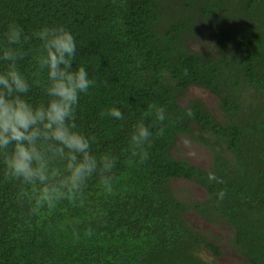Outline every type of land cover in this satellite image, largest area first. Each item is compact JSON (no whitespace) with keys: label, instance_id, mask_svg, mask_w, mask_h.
<instances>
[{"label":"trees","instance_id":"16d2710c","mask_svg":"<svg viewBox=\"0 0 264 264\" xmlns=\"http://www.w3.org/2000/svg\"><path fill=\"white\" fill-rule=\"evenodd\" d=\"M13 24L30 38L14 46L25 51L17 67L29 82L42 43L33 33L64 26L74 36L73 68L84 66L96 81L80 95L76 130L95 137V156L117 163L113 195L94 175L83 206L66 199L31 215L0 157V264H209L202 250L221 254L189 212L226 224L244 264H264V0H0V56ZM7 64L0 59V71ZM193 86L215 98V113L183 100ZM25 99L47 97L34 86ZM151 104L165 108L163 124L145 116ZM112 107L123 119L101 115ZM139 121L153 133L151 146L145 162L130 166ZM182 139L208 151L207 168L172 155ZM209 172L224 183L209 182ZM174 180L199 187L203 200L181 201Z\"/></svg>","mask_w":264,"mask_h":264},{"label":"clouds","instance_id":"9594fccd","mask_svg":"<svg viewBox=\"0 0 264 264\" xmlns=\"http://www.w3.org/2000/svg\"><path fill=\"white\" fill-rule=\"evenodd\" d=\"M33 36L42 43L34 78L29 82L17 67L25 51L14 46L27 43L30 38L15 24L9 25L5 33L6 46L0 59L8 64L0 71V157L5 179L19 182L21 202L26 199L30 214L40 215L42 210L52 211L66 199H79L83 206L84 189L94 175L98 176L104 194L113 195L117 159L108 154L95 156V137H86L76 130L80 95L87 94L96 81L89 78L84 66L73 68L74 36L64 26L43 27ZM34 86L43 89L46 102L34 105L25 99ZM153 113L155 120L163 124L167 118L165 108L151 104L145 116ZM105 114L123 119L117 107L101 113ZM186 114L194 117L191 109ZM164 132L165 128L159 127L156 135L163 136ZM152 135L143 121L137 122L130 135L128 165H133L135 158L140 163L147 160ZM207 178L209 182L224 183L213 172ZM216 195L223 200L226 193L220 190Z\"/></svg>","mask_w":264,"mask_h":264},{"label":"rangeland","instance_id":"374dc122","mask_svg":"<svg viewBox=\"0 0 264 264\" xmlns=\"http://www.w3.org/2000/svg\"><path fill=\"white\" fill-rule=\"evenodd\" d=\"M195 99H198L204 107L215 113V98L211 94L195 86L188 88L184 93L183 100L190 101ZM180 103L182 104V102ZM172 155L184 158L189 163L201 168H207L210 160V155L204 147L190 143L187 139L177 142L172 149ZM171 185L176 189L179 199L186 201L185 203L190 202L187 200L201 201L204 198V192L199 187L184 180H174ZM185 218L192 227L200 231L204 236L211 237L210 239L213 240V243L219 249L221 256L216 258L202 250L200 256L203 260L209 264H244L243 260L231 250V246L228 243L230 228L226 224L218 219L209 223L204 222L193 212L186 214Z\"/></svg>","mask_w":264,"mask_h":264}]
</instances>
